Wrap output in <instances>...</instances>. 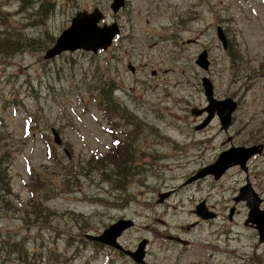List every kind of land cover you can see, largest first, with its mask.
<instances>
[{
    "label": "rangeland",
    "instance_id": "obj_1",
    "mask_svg": "<svg viewBox=\"0 0 264 264\" xmlns=\"http://www.w3.org/2000/svg\"><path fill=\"white\" fill-rule=\"evenodd\" d=\"M111 2L0 0V264H137L85 237L121 220L133 223L122 247L148 240L144 264H264L248 208L233 201L248 176L264 210V0ZM79 12L114 22L115 46L45 59ZM203 50L208 70L196 64ZM204 76L216 100L237 102L226 130L215 112L205 124ZM110 126L122 156L92 158L112 148ZM253 146L247 172L187 183L222 152ZM202 200L214 217L194 213Z\"/></svg>",
    "mask_w": 264,
    "mask_h": 264
},
{
    "label": "water",
    "instance_id": "obj_2",
    "mask_svg": "<svg viewBox=\"0 0 264 264\" xmlns=\"http://www.w3.org/2000/svg\"><path fill=\"white\" fill-rule=\"evenodd\" d=\"M124 4V0H113L111 4V8L113 11L118 10ZM100 19V14L97 12L94 13H86V12H79L76 14L74 18L71 20V24L68 28L61 31L60 35L56 38L54 44L45 51L44 58L51 59L56 57L60 53L64 51H74L83 49L85 51L97 52L99 49H106L113 37L118 33V27L116 24H112V26H98L97 23ZM105 30V31H104ZM100 31H104L103 35L98 38L91 40L89 36L91 34L98 33ZM89 34V35H88ZM217 37L221 41L222 47H227L226 37L223 33L222 28L219 26L217 27ZM87 38L86 41H82V39ZM75 41H74V40ZM73 40V42H71ZM96 40V41H95ZM67 42V43H66ZM86 42V43H85ZM71 43V44H70ZM196 64L201 67L203 70H208L210 61L207 58L206 50H203L197 57ZM202 87L209 103L206 110L210 112L206 122L212 117V112H217L222 128L226 129L230 124V116L233 110L236 107V103L232 102L230 98L224 100H216L213 97V85L211 81L206 77H202ZM203 110H194L193 113L200 114ZM205 122V123H206ZM52 133L54 136V141L56 144H60L61 140L56 132L52 129ZM256 147H237L231 148L227 151L222 152L217 161L209 166L203 167L200 169V172L195 175V177H191L188 179V182L192 181V179H196L200 176L206 174H212L214 178H219L221 174L225 171V169L230 166L231 164L236 163H244L251 155L256 153ZM230 154V155H229ZM229 160V163L225 161ZM252 197L250 200L246 199V206L248 207V221L253 224H256V229L258 231L259 242L264 241V211L260 209L259 205L261 203V199L258 195L253 191L251 192ZM169 192L159 194L160 200L162 201L165 197L169 196ZM236 201L241 200V197H236ZM204 209L202 205L197 206L196 213L201 216L202 218H212L214 217V213L211 212H203ZM233 210H230L232 213ZM248 221H246L248 223ZM133 225L132 221L130 220H121L119 222L113 223L107 228H105L101 234L99 235H91L85 234L86 238L90 240L98 241L101 243H105L111 246H114L120 250H123L127 255H129L134 262L138 264L144 263V255H145V248L148 243L146 238L142 239L135 250L131 251L128 249H124L117 238L120 234L125 231L127 228ZM182 244H185L186 241L180 240L177 238Z\"/></svg>",
    "mask_w": 264,
    "mask_h": 264
},
{
    "label": "flooded vegetation",
    "instance_id": "obj_3",
    "mask_svg": "<svg viewBox=\"0 0 264 264\" xmlns=\"http://www.w3.org/2000/svg\"><path fill=\"white\" fill-rule=\"evenodd\" d=\"M125 2H126V0H124V5H125ZM123 5V6H124ZM122 6V7H123ZM110 7H111V4H110ZM112 23H114V22H112ZM119 36H120V34H118L114 39H113V41H112V43H111V45H110V47L109 48H111L114 44H115V41L116 40H118V38H119ZM116 44H118V43H116ZM115 46V45H114ZM99 52H101V51H99ZM132 69H133V67H132ZM154 74V73H153ZM259 152H261L260 150H259ZM255 156H256V154H254V156H251L250 158H248L244 163H237V164H232V165H230L229 166V168L228 169H226L223 173H222V175L219 177V178H221L222 176H224L227 172H229V171H231L232 169H239V170H242V171H244V172H247L248 171V169H249V166H251V161H253V159L255 158ZM203 167H205V166H203ZM202 168V167H201ZM201 168H199L198 170H196L188 179H190L191 177H195V175H197L199 172H200V169ZM205 177H213L211 174H207V175H203V176H200V177H198V178H196V179H192V181H196V180H199L200 178H205ZM219 178H217V179H219ZM188 179H187V181H188ZM213 179L214 180H217L216 178H214L213 177ZM187 183H189V182H187ZM243 185H248V186H250V188H251V190H253L254 192H256V194H258L259 195V193L257 192V191H255L254 189H253V186H252V184L250 183V181H249V177L248 176H246L245 177V179H244V182L238 187V190H237V193H238V195H236V196H238V197H241L243 200H238V201H236L235 200V197L236 196H234L233 197V201L236 203V204H238V203H240V202H242V203H244L245 202V204H246V199H251V198H253L252 197V193H250L249 192V190L247 191V189H244L245 187L243 186ZM252 191V192H253ZM170 193V192H169ZM260 199H261V203H260V205H259V207L261 206V204H262V202H263V199L260 197V196H258ZM199 205H202L203 206V208L206 210V211H208V212H211V213H214L212 210H210V209H208L207 207H206V205H205V203H204V200H202L200 203H198L197 205H195V209H194V213L197 215V216H199L197 213H196V210H197V206H199ZM232 210H233V212L232 213H230V211H229V214H228V219H231L232 218V215H234V213L236 212L235 211V207L234 206H232V207H230ZM261 208V207H260ZM230 209V210H231ZM214 215H215V213H214ZM201 219H203L204 220V218H202L201 216H199ZM206 219H210V218H206ZM246 221H248V218H246ZM246 221H244V225H246V226H250V227H252V228H254V229H256V224H253V223H251L250 221H248V223L246 222ZM167 238L169 239V240H171V241H175V242H178V243H180L181 244V242L177 239L178 237L177 236H175V237H173V236H171V235H168L167 236ZM180 240H182V241H186V240H183V239H181L180 238ZM186 245V244H185ZM137 247V246H136ZM116 248V247H115ZM118 249V248H117ZM120 252H122V253H125L123 250H120V249H118ZM129 250V249H128ZM126 254V253H125ZM144 257H145V255H144ZM132 259V258H131ZM133 260V259H132ZM136 263V262H135ZM145 263V262H144ZM143 263V264H144Z\"/></svg>",
    "mask_w": 264,
    "mask_h": 264
},
{
    "label": "trees",
    "instance_id": "obj_4",
    "mask_svg": "<svg viewBox=\"0 0 264 264\" xmlns=\"http://www.w3.org/2000/svg\"><path fill=\"white\" fill-rule=\"evenodd\" d=\"M109 91H111V90H109ZM115 103H114V106H115ZM112 108H115V107H112ZM103 109H105V108H103ZM2 139L3 138H1L0 140H2ZM124 143L125 142H119V143H117L116 146L113 149H110L109 152H107L105 154L106 156H104L103 158L106 157L108 159H111V158H114V157H119L120 154H119V152H116V151L119 150V148H123L125 146ZM120 156H122V155H120ZM1 175L2 174L0 172V183H3L2 188H4V187H7L8 188V184L6 183V180H5V177H6L5 174L2 175V177H1ZM34 183L36 184V181H34ZM37 213H40V212H37ZM37 213H36V215H37Z\"/></svg>",
    "mask_w": 264,
    "mask_h": 264
},
{
    "label": "bare ground",
    "instance_id": "obj_5",
    "mask_svg": "<svg viewBox=\"0 0 264 264\" xmlns=\"http://www.w3.org/2000/svg\"><path fill=\"white\" fill-rule=\"evenodd\" d=\"M75 17V16H74ZM73 17V18H74ZM112 26V25H111ZM68 28V27H67ZM105 31V30H104ZM104 31H100V32H98V33H95V34H91V36H89V38L91 39V40H94V39H98V38H100L102 35H103V33H104ZM89 35V34H88ZM218 36V35H217ZM74 40V39H73ZM73 40L71 41V42H73ZM87 40V38H85V39H82L81 40V42L82 41H86ZM75 41V40H74ZM96 41V40H95ZM67 43V42H66ZM86 43V42H85ZM71 44V43H70ZM83 50V49H82ZM205 94V93H204ZM205 98H206V96H205ZM206 101H207V98H206ZM208 102V101H207ZM208 105H209V103H208ZM207 108V107H206ZM194 110H196V109H193V111ZM206 111H208V110H206ZM208 113H209V111H208ZM217 113V112H216ZM218 115V114H217ZM209 116V115H208ZM56 134L59 136V134L57 133V131H56Z\"/></svg>",
    "mask_w": 264,
    "mask_h": 264
}]
</instances>
